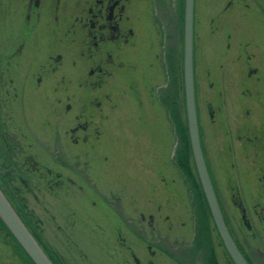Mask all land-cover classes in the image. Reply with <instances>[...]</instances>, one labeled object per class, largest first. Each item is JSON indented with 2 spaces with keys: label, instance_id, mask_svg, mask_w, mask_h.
Wrapping results in <instances>:
<instances>
[{
  "label": "flooded vegetation",
  "instance_id": "1",
  "mask_svg": "<svg viewBox=\"0 0 264 264\" xmlns=\"http://www.w3.org/2000/svg\"><path fill=\"white\" fill-rule=\"evenodd\" d=\"M206 36H223L216 71L207 65ZM183 49L184 0H0V188L32 233L23 217L38 220L32 203L41 195L56 233L87 228L82 208L89 206L97 231L113 230V246L135 264H159L155 257L162 254L173 264H235L191 151V177L174 159L183 178L168 180L163 147L155 185L133 176L135 166L125 158L109 161L102 150L106 134L118 138L124 121L142 130L153 109L164 121L184 119ZM192 60L199 139L219 209L246 262L264 264V0H223L209 21L194 0ZM139 158L136 164L151 169ZM178 208L191 210L187 250L195 256L167 249L173 244L166 228L179 223ZM159 230L161 238L149 237ZM141 247L148 252L144 263L134 252Z\"/></svg>",
  "mask_w": 264,
  "mask_h": 264
},
{
  "label": "rangeland",
  "instance_id": "2",
  "mask_svg": "<svg viewBox=\"0 0 264 264\" xmlns=\"http://www.w3.org/2000/svg\"><path fill=\"white\" fill-rule=\"evenodd\" d=\"M222 1L223 0H198L199 9L204 13L205 20L209 21L211 13H213V10L217 6H220ZM208 11L211 13H207ZM219 19L222 26L227 23L226 17L220 16ZM219 19L217 22H219ZM205 40L211 45L210 47L206 48L205 52V58L208 60L207 65L212 69V71H216L215 62L219 60H221V62L223 61V36L220 37L219 40L216 36H206ZM167 109V115H169L170 108L168 107ZM155 113L158 114V112H156L154 109L151 110V121L147 122V126L145 128L142 127V130H140L138 122H132L130 124L127 121H124L120 132L118 133L117 131L118 138H115L111 133L106 134V136L104 137L102 150L103 153L108 156L109 161L115 159V162L122 164L125 158L127 162L135 166L134 170H136V176H133H135L136 178L140 177L145 178V180H152L155 185H158L159 181L157 179L160 178L161 174L160 163L161 156H163L161 149H163V147L166 152L168 161L167 165L164 167V170L166 169V171L163 176L168 180L170 178H183V176L175 168L174 164V149L176 145L174 136V123L170 122V120L168 119L167 121H164L160 118V116H155ZM127 124H130L131 126ZM131 131L136 132V134L132 133ZM165 141L167 142L166 149L165 145L163 144V142ZM136 156H140L139 162H142V160L147 161L148 165L151 166V169L149 167H144L145 163L136 164ZM130 167L131 166H127V172L129 170H133L132 167ZM134 173L135 171H133V174ZM159 188L160 186L157 188L156 195L160 194ZM173 190L174 189H171V187H169L168 194L172 193ZM132 192L135 191L128 192L129 195H132ZM131 197L129 198V201L128 198L126 199L125 205H127L128 202H132ZM39 199H41L40 202L37 203L34 201V203H32V209L35 211V214L37 215L39 221L37 230L39 232L41 240L59 257L61 263L135 264L132 256H130L126 250L117 247L114 248L112 244L115 241L113 230L108 228L105 230L103 235L97 231L95 227L97 215L89 206H86L85 209L82 208V212L88 217L86 223L87 228L71 232H69V230H66L65 233H63V231L56 233L53 225L51 224V219L49 218L50 208L48 198L46 196L43 197L40 195ZM177 213L178 219L180 220L179 223L176 224L174 221V227L172 229L166 228L165 237L167 236V240L170 245L173 244V250H171V248L168 246L167 249L169 248V252L173 254V256L180 257L181 253H184L183 256L187 257L186 254L188 252L191 254L192 251V249L188 251L187 247H190V242L193 238V216L191 210H188L186 208H178ZM126 215L130 216V211L126 212ZM182 222L184 223L182 224ZM162 231H154L150 234L149 237H152L153 239H158L159 237L161 238V236L164 235ZM67 232L70 234V237H68ZM67 238H69V240ZM176 242L178 243V245H176L175 248L174 244ZM134 252L136 257H138L144 263L146 257H148L147 250L144 247H141L134 250ZM198 257H200V255H198ZM155 259L159 264H173L163 254L155 257ZM10 263L21 264L16 258V255H14L11 246L5 242L2 236H0V264Z\"/></svg>",
  "mask_w": 264,
  "mask_h": 264
},
{
  "label": "water",
  "instance_id": "3",
  "mask_svg": "<svg viewBox=\"0 0 264 264\" xmlns=\"http://www.w3.org/2000/svg\"><path fill=\"white\" fill-rule=\"evenodd\" d=\"M194 0H184L183 91L184 122L192 160L216 230L235 264H248L235 245L219 209L203 158L193 86L192 18ZM0 172H3L1 170ZM0 220L34 264H54L39 239L29 230L0 188Z\"/></svg>",
  "mask_w": 264,
  "mask_h": 264
},
{
  "label": "trees",
  "instance_id": "4",
  "mask_svg": "<svg viewBox=\"0 0 264 264\" xmlns=\"http://www.w3.org/2000/svg\"><path fill=\"white\" fill-rule=\"evenodd\" d=\"M184 119H180L179 117H176L174 120V127H175V132L179 138L180 144L176 150V154L174 156L175 161L178 163V165L182 168V170L185 172L186 177H191V172H190V166H189V160H190V147H189V142H188V135H187V129L185 122L183 121ZM25 222L30 226V229L33 231L34 235L39 239L41 245H43L45 248V251L49 255V257L52 259V261L55 264H63L60 262V259L55 253L49 249L44 242L41 240L39 236V232L37 230L36 226V221H38L36 218L31 217H23ZM1 231H5L8 233V238L4 237L3 239L7 240L5 242L9 243V245L15 249L19 256L22 257L24 260V264H34L31 259L26 255V253L23 251V249L20 247V245L16 242L14 237L8 232L4 224L0 220V234ZM51 252V253H50ZM195 254L194 249L191 251V256ZM205 257H213L212 255H209V252L206 251ZM58 262V263H57Z\"/></svg>",
  "mask_w": 264,
  "mask_h": 264
},
{
  "label": "bare ground",
  "instance_id": "5",
  "mask_svg": "<svg viewBox=\"0 0 264 264\" xmlns=\"http://www.w3.org/2000/svg\"><path fill=\"white\" fill-rule=\"evenodd\" d=\"M194 57V56H193ZM109 155V154H108ZM110 157V156H109ZM112 159V158H111ZM115 160V159H114ZM114 162V161H113ZM111 165V164H110ZM108 167V165L106 166V168ZM135 172H136V170H135ZM124 176H127V175H125L124 174ZM136 176V175H135ZM122 178V177H121ZM135 178V177H134ZM136 179V178H135ZM127 180V179H126ZM131 180V179H130ZM125 183H126V181H125ZM128 183H129V178H128ZM133 184V183H132ZM221 184V183H220ZM112 185V184H111ZM146 185V184H145ZM128 187H129V184L127 185ZM131 186V185H130ZM119 187V186H118ZM111 188V187H110ZM146 188V187H145ZM116 189V188H115ZM122 189V188H121ZM129 189V188H128ZM127 189V190H128ZM130 189H132V188H130ZM148 190V189H147ZM111 191V190H110ZM144 191V190H143ZM112 192V191H111ZM113 192H114V190H113ZM124 192H126V191H123V193ZM129 192V191H128ZM97 193V192H96ZM141 193V195H142V192H140ZM99 194V193H98ZM131 194V193H130ZM122 195V194H121ZM126 195V194H125ZM125 195H123V200H124V196ZM97 196V195H96ZM118 196H119V194H118ZM143 196V195H142ZM103 197V196H102ZM109 197V196H108ZM120 197V196H119ZM122 197V196H121ZM137 197V196H136ZM141 197V196H140ZM145 198V197H144ZM98 199V198H97ZM129 199V198H128ZM149 199V198H148ZM99 200H100V198H99ZM121 200V199H120ZM137 200V199H136ZM100 201H102V200H100ZM107 201V200H106ZM117 201V200H116ZM129 201V200H128ZM135 201V200H134ZM102 203V202H101ZM110 203H111V201H110ZM124 203H125V201H124ZM129 203V202H128ZM135 203V202H134ZM138 203V202H137ZM140 203V202H139ZM146 203V202H145ZM107 204V203H106ZM119 204V203H118ZM121 204H123V203H121ZM129 205V204H128ZM137 205V204H136ZM147 205V204H146ZM119 206V205H118ZM117 207V206H116ZM130 207V206H129ZM141 207V206H140ZM115 208V207H114ZM133 207L131 206V209H132ZM141 208H143V207H141ZM203 208V207H202ZM127 209H128V206H127ZM140 209V208H139ZM129 210V209H128ZM140 211V210H139ZM44 212V211H43ZM129 212V211H128ZM131 212H133V210L131 211ZM138 212V211H137ZM45 213V212H44ZM117 214V213H116ZM126 214V213H125ZM138 214V213H137ZM206 214V213H205ZM43 215V214H42ZM45 215V214H44ZM131 215H132V213H131ZM177 215V214H176ZM114 216H116V215H114ZM113 216V217H114ZM118 216V215H117ZM133 216H134V214H133ZM138 216V215H137ZM119 217V216H118ZM130 217V216H129ZM135 217V216H134ZM175 217V216H174ZM114 218H117V217H114ZM127 219V218H126ZM137 219V218H136ZM122 220V219H121ZM169 221V220H168ZM138 222V221H137ZM120 223V222H119ZM140 224V223H139ZM127 225V224H126ZM128 226V225H127ZM135 226V225H134ZM125 227V226H124ZM129 228V227H128ZM215 228V227H214ZM132 231H134V230H132ZM140 231V230H139ZM199 231V230H198ZM214 233V232H213ZM124 235V234H123ZM138 235V234H137ZM232 235V234H231ZM40 236V235H39ZM51 236V235H50ZM215 237V236H214ZM219 236H217V238H218ZM143 239V238H142ZM215 239V238H214ZM139 240H140V238H139ZM104 242V241H103ZM137 242V241H136ZM144 242V241H143ZM116 243V242H115ZM114 243V244H115ZM141 243V242H140ZM218 243V242H217ZM221 243V242H220ZM108 244H110V243H108ZM118 244V243H117ZM112 245V244H111ZM47 246V245H46ZM109 247V246H108ZM111 247V246H110ZM117 248H118V246H116ZM45 248V247H44ZM115 248V247H114ZM114 248H113V250H114ZM219 248V247H218ZM117 250V249H116ZM221 250H223V249H221ZM224 251V250H223ZM51 253V252H50ZM138 259V258H137ZM58 263V262H57Z\"/></svg>",
  "mask_w": 264,
  "mask_h": 264
}]
</instances>
